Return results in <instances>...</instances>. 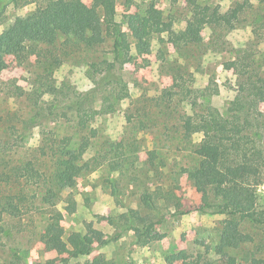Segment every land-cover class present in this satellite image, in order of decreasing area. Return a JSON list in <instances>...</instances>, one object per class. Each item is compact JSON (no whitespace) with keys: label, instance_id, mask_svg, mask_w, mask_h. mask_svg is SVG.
Here are the masks:
<instances>
[{"label":"rangeland","instance_id":"374dc122","mask_svg":"<svg viewBox=\"0 0 264 264\" xmlns=\"http://www.w3.org/2000/svg\"><path fill=\"white\" fill-rule=\"evenodd\" d=\"M47 1L0 0V34ZM197 1L222 12L239 4L244 9L234 29L200 27L203 40L198 45L176 47L165 33L152 40L148 55L137 54L133 47L111 77L120 74V83L103 81L107 63L114 60L112 38L92 47L72 35H60L53 44L31 41L25 60L9 59V68L0 69V170L10 169L23 181L9 188L1 184L0 196L19 191L29 199L35 195L32 201L39 208L2 222L0 264H206L229 259L264 264V225L239 220L240 232L250 240L228 247L222 245L225 216H179L163 208L152 211L142 202L143 194L158 187H181L198 199L184 175L200 162L194 153L197 137L184 135L190 120L213 111L239 113L232 109L239 99L246 110L242 119L248 117L252 132L264 143V101L243 88L252 81L264 89V0ZM149 2L116 0L119 20L129 5L134 11ZM192 6L190 0L158 3L176 32L186 28ZM238 56L244 64L240 73L235 69ZM79 106L85 128L78 122ZM86 136L91 147L82 163L88 166L77 174L73 189L58 192L51 208L44 202L46 188L52 187L50 176L64 159L54 147L69 138L70 149L76 150ZM97 159L104 162L99 165ZM29 176L36 183L26 180ZM256 194L257 206L264 210V183ZM131 211L142 217L163 213L166 218L149 237L140 239L127 231L113 238L117 221ZM56 221L65 240L74 231L86 234L91 228L103 237L88 256L46 253L41 235ZM181 253L182 258L170 261Z\"/></svg>","mask_w":264,"mask_h":264},{"label":"trees","instance_id":"16d2710c","mask_svg":"<svg viewBox=\"0 0 264 264\" xmlns=\"http://www.w3.org/2000/svg\"><path fill=\"white\" fill-rule=\"evenodd\" d=\"M158 3L159 0H150L146 8L135 7L134 11H130L132 6L129 5V11L123 14V20H119L116 0H48L32 13L17 18L0 34V69L9 68V59L25 60L26 46L31 41L53 44L60 35H72L92 47L112 38L114 60L107 63V76L103 81L120 83V74L116 79L111 77L117 75L121 59L128 57L133 47L137 54L148 55L152 51V40L165 33L169 36V42L176 47L198 45L203 40L200 27L210 25L234 29L244 9L239 4L222 12L210 3L201 5L197 0H190L193 5L191 17L186 28L176 32L172 29V23L165 21ZM243 66L238 56L235 69L240 73ZM243 88L257 101H264V89L255 82L250 81ZM232 109L239 113L227 115L213 111L184 124L185 137L189 140L197 137L194 153L200 162L194 169H185L184 175L192 184L198 199L187 196L181 187L173 191L158 187L153 192L143 194L142 202L152 211L160 212V208H163L165 212L179 216L193 212L223 215L226 219L222 245L237 247L250 240L248 235L240 232L239 220L248 218L254 224L264 225V210L258 208L256 194L258 187L264 183V143L259 135L252 132L253 126L248 117L242 119L241 114L246 110L239 99L233 103ZM81 111L79 106L78 122L85 128L87 120ZM70 142L69 138H65L54 147L64 159L59 160L60 165L50 176L52 187L46 188L44 202L51 208L55 206L58 192L73 189L77 184V174L88 166V163L82 162L91 147V137H83L76 150L70 149ZM96 162L100 165L104 161L97 159ZM26 180H35L33 182L36 183L35 176H29ZM22 182L21 176L12 170H0V185L9 188L22 185ZM35 198L34 195L32 199ZM32 199L21 191L15 195L0 196V229L6 217L19 218L30 211H38ZM69 202L75 206L74 201L70 199ZM165 218L163 213L156 217L150 214L142 217L138 212L131 211L128 216L122 217L123 221H117L119 230L113 238L117 239L127 231H134L140 239L149 237L164 224ZM59 232L57 221L45 227L41 235L44 252L67 254L73 258L88 256L96 240L103 237L102 231L93 228L86 234L74 231L66 240ZM183 256L184 253L173 256L170 261ZM220 263L235 264V259L206 264Z\"/></svg>","mask_w":264,"mask_h":264}]
</instances>
